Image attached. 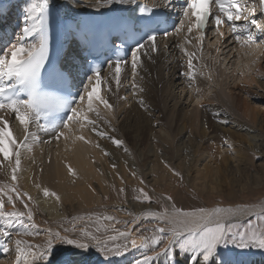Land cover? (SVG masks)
I'll list each match as a JSON object with an SVG mask.
<instances>
[{"label": "bare ground", "instance_id": "1", "mask_svg": "<svg viewBox=\"0 0 264 264\" xmlns=\"http://www.w3.org/2000/svg\"><path fill=\"white\" fill-rule=\"evenodd\" d=\"M25 1L28 2L30 0H7L6 4L8 5L6 6V4H4L3 7H0V11L5 13L7 10L11 11L12 8V12L16 11L17 14H20V16L22 15L23 23H25L24 10L26 5H28V3H25ZM52 1H55L53 5L57 8L53 5L51 6L48 2L49 9H51V7L54 8L59 19L61 20L76 18L80 14H91L95 12L101 13L105 12L106 10L120 12L125 10L130 4H113L107 8L96 10L93 7V5L96 3V0H88L89 7L79 6L77 2L75 5H73L72 0ZM5 8H9L10 10H6ZM255 11L257 12V15H259L258 12L261 10ZM254 15L255 14L251 16L253 17ZM250 21L251 18L248 16L247 22L250 23ZM29 27H31V25ZM256 31L258 32V30L255 29V32ZM18 34L19 36H22V29ZM178 36L181 37L179 44L177 41L169 38L164 40V42H160L162 46H157L158 51H148L147 55H141L142 65L137 70L138 74L135 76V78L133 77L132 71V74H130L132 75V84L133 80L135 79V82L138 86L142 87L143 89L148 88V90L144 89L143 92H139L137 90V95L133 96L132 85L124 87V91L130 92L131 96L134 97V104L131 106V109L125 106L124 102H119L122 94L120 93L117 95L115 91V89H117V84L113 79L114 74L109 71V68L103 72L104 76H106L103 92L106 94V98L104 99H106L113 106L111 113H109V111L105 109L102 104H97L95 101L93 102V108H95L100 113V116L97 117L95 112H89L87 93L84 92L86 103L82 102L83 107L82 110H80L82 113L81 120H83V115H87L90 120L95 121L97 131H103L106 133L103 138L95 134L91 125L81 128L80 124L73 123L70 126V129L62 130L66 135H68L69 138L67 140L62 137L59 141L53 140V142L50 141L48 144L45 142L48 140L34 138L37 137V131L34 129L33 125L30 124L29 132L31 135L28 137L27 143L25 144H28L29 146L22 147L20 149V166L19 171L16 173L18 179L15 184L11 179L12 168L15 167V157H11L10 161H5L3 157L0 156V187L6 191H4V194H8L7 190L14 186L16 192L9 191L10 194L20 193L22 195L23 201L28 203L29 208L32 210L33 217L36 211H43L46 220H49V222L47 221L49 225H47L48 223L46 224L47 227L56 226L62 229L64 225H66L64 222L65 219L63 221L61 217L63 214L68 216L69 213H72L73 215L81 213L79 215H82V219L86 218V224L82 223L80 226L84 225L88 232L97 236L101 242H106L108 247H115L118 245L122 246L125 244V242H127L129 237L130 240L137 239L138 247L135 249L132 248L135 253L134 255L131 254L132 256H129L131 259L136 257L137 259H140V257L143 255H150L154 257L157 252H162L168 243L167 239H164L159 244V246L153 250L150 243V238L155 235L154 229L157 227H165L167 229V221H165V223H159V221L155 220L151 216L145 218L141 215L142 213L148 211L160 212L162 210H160L157 206H139L134 204L133 200L127 198V201H130L129 203L126 202L124 205V203L121 204L119 201L114 202V204L118 206V210L107 212L106 210L102 209V204L104 203L105 198L110 195L111 189L109 186L114 185L117 188H125V191H127V187H129V185L134 183L139 185L141 184V179H139L140 173H143V176L152 174L154 176V174H158L156 175L157 179H154V181L152 180V186L157 183H162L160 181L163 179L161 178V176L164 174L163 170L172 167L173 164L170 160L174 158L175 161H177V168H180L182 171L184 168L183 166H185L186 168L184 171H186V174H189L193 177L192 181L194 183L196 180H198L201 181L200 183L204 184V188L202 189H207L205 187V185H207V187L209 186V190H215L217 185L215 188L210 187L215 179H226V177H230V174L232 175L236 174V172L238 173V167L243 165L246 159L247 149L245 146H248V150L251 151H254V149L258 148L261 152V150L264 149V134H262V131H264V118H262L264 117V113L259 107L254 105V103L264 104V48L261 49L260 54L258 53L260 56L257 55L258 60L254 63L255 68L252 74H245L244 71L240 73V75L236 74L237 76L233 81V85L228 88V95L225 96V98L227 97V100H224L225 98L223 96L221 97L217 93L212 97L207 98L205 96L203 87L208 82H206L202 76H200V73L198 75L199 71L197 70L198 66L199 68L203 69V67L198 65L200 62L199 60H202L203 56L198 57L196 37L194 34H182L181 32H179ZM23 40L27 41L26 44L37 43L38 37L36 33H30L29 36ZM262 41L264 44V31L262 32ZM187 46L190 47V51L187 50ZM205 47L208 49L207 52L209 50L211 53L214 52L210 46ZM228 47H230V44L225 45L224 48ZM252 48L253 47H251V49ZM240 50H236V57L240 58V62L244 61L247 64L250 62L251 64L252 60H254L252 59V51H248V49L247 51L245 49L242 51ZM143 51L144 50H142V53ZM6 52L8 51L6 50ZM185 52H187V56L185 55ZM224 52H226L225 54L229 55V57L232 56V49L231 53L225 50L222 52V54H224ZM178 53H182L187 57V67L182 72L188 70L189 56L193 57V66L196 71L195 83L192 84V87H195V89L192 88V91L188 90L190 95H187V90L183 91L184 86L180 90L181 93L183 92L185 94L183 100H186V98L190 97L189 102L195 101L193 104L194 106L189 103L191 106H193L189 110L188 108L185 109L182 106L183 103H179L181 98L177 97V94H175V91H173L174 88H172L175 83H178L179 79L177 75L180 74L182 69L181 62H178ZM226 57L227 56H224L225 59H228ZM129 62L126 65H128ZM209 62L210 61L206 60V63H204L207 66ZM126 65L122 66V79H125L127 75ZM240 66L241 64L237 65L236 67L239 68ZM230 67L231 66H229L228 69H230ZM232 69L234 68L231 67L230 71L236 73V69ZM151 71L154 72V75L151 74ZM230 71H228V73H230ZM165 73L167 74L166 78L165 76L163 77ZM233 73V76L231 75L232 77L235 76ZM237 73L239 72L237 71ZM183 84L184 83H181L179 87ZM185 86H188L187 82ZM197 89L200 91L197 92ZM195 98L196 100H194ZM139 99L144 100L143 106L138 103ZM155 99H159L158 101L162 103L166 109L165 118L163 115L155 116L154 112H152L154 111L153 109L151 110V107H154L152 102ZM170 103H172V106ZM147 105L150 106L149 110L146 109L148 108ZM224 106L229 108L231 114H228L226 110H224ZM76 107L79 109V105ZM1 111H6L0 116L9 122L11 131L13 132L17 141L23 142L25 134L22 126L18 121L15 120L14 114L7 110ZM122 117L123 121H121L122 123L119 121L121 124L117 127L118 124L116 121ZM127 120H131L135 123L134 134L136 136L133 141V149L127 148L129 151L125 152L126 154H124V146L117 147L113 145L109 137L117 138L125 142L124 128L125 122ZM165 120L167 121L166 123ZM113 124L115 125L113 126ZM77 135H83L87 140L91 141V143L85 144L82 141L75 140ZM52 137L53 135L48 136L49 139ZM144 137L146 140H144ZM225 140L228 141V144L224 143ZM144 142L146 144L144 149L147 151L145 152L143 149V153L142 150H138V148L143 146ZM97 143L100 145L99 148L96 147ZM243 144H245V146ZM229 145H231V147H229ZM118 148L123 149L120 151ZM184 150L187 151V154L185 155L183 154ZM104 151L109 154L105 156L103 154ZM260 152L259 155L264 156V154ZM197 157L200 158L197 159ZM47 158L51 159L47 161ZM96 161H100V164L103 166V173L98 171L100 166L98 163L95 164ZM198 163H200V165ZM170 164H172L171 167H168ZM234 164L235 166H233ZM40 165L42 166L41 170L39 169ZM66 165H70L75 170V176L69 175ZM113 165H115V168H113ZM188 167H190V169ZM105 173H107V176ZM133 173H135V176H133ZM188 177L190 179V176ZM257 181L259 182L260 180ZM94 182H96V185H98L97 189L94 186ZM37 185H39V187H37ZM45 188L50 192L57 194L60 197V201L57 202L55 197H45L43 194V190ZM93 189L95 191H93ZM3 190L0 192H3ZM219 190L221 191V189ZM222 191L224 190L222 189ZM227 191H230L229 193H231L233 188L230 186V188H227ZM24 193H27L28 196H31V201L28 200L27 196L23 195ZM11 195L12 197L14 196L13 194ZM1 196L3 195L1 194ZM14 197L13 199L15 200ZM7 199L5 198V200ZM262 199V201L256 204L227 206L217 204L218 206H213L212 208L205 207L203 209L212 210L217 207L222 209L238 208L240 210L238 215H221L217 218L221 222L228 224L229 222L232 223L242 221L243 218L264 211V196ZM18 203L19 200L16 201L15 209L18 207L20 212H26L27 209L24 208V203H21L22 209L20 208V205L17 206ZM7 204L8 203L6 202L5 209L8 211L10 206L7 208ZM60 205L62 211L59 209ZM199 207L200 206H182L181 208L177 206L176 208L185 212H190L200 209ZM34 209H36V211H34ZM16 210L18 211V209ZM61 212L63 213L62 215ZM105 216L111 217L112 219L105 220L103 219ZM35 222H37V220L34 221V223ZM104 222H109L110 225H106ZM37 224H35L36 228L28 229L30 232L38 233L37 235H24L23 232L25 230L23 228L19 230L17 227L7 228L4 225L1 226L0 230H6L10 232V236H12L11 241L14 243L11 247V253L9 252V254L12 255V258L10 256L11 263L9 264H15L16 240L19 239L24 241L27 245L33 244L34 246L40 247L45 245L47 239L45 235L40 234V232L42 233L44 230L38 232L39 227H37ZM144 224H147V226L143 228L145 229L144 231H141L140 234L134 232L136 225L139 228V226ZM18 231L21 233L20 235H17ZM127 231L131 233L130 236L127 238L120 236V232L127 233ZM105 233H108V235L102 237V235ZM0 237L2 241H4V237L2 235H0ZM112 237H115V239H112ZM140 237L149 238V244L147 246L140 247ZM5 242L7 243L6 240L4 241V244ZM32 250H36L35 247ZM1 254L5 256L4 252ZM92 255H94V257L98 256L97 258H99L100 254L93 250ZM113 257H110L111 260ZM113 259L115 260L116 257ZM123 259L124 256H121L117 257L115 262L114 260L112 261L114 263L117 262L116 264H122L123 262L121 263V261ZM99 263L106 264V262L102 259L99 261ZM179 263L180 262L176 261V264ZM0 264L6 263L1 261ZM151 264L165 263L162 261V259L156 258L151 262Z\"/></svg>", "mask_w": 264, "mask_h": 264}, {"label": "snow or ice", "instance_id": "2", "mask_svg": "<svg viewBox=\"0 0 264 264\" xmlns=\"http://www.w3.org/2000/svg\"><path fill=\"white\" fill-rule=\"evenodd\" d=\"M134 0H96L93 7L96 10L107 8L113 4L133 3ZM76 0H72V4L75 5ZM215 4L219 10L220 15H214L211 11V5ZM163 6L165 8L171 6V0H163ZM260 7L264 9V0H260ZM48 0H30V3L25 8V27L22 29V36H18L17 43L11 45L8 52L0 55V110H7L14 114L15 120L22 126L25 138L23 142L17 141L13 132L11 131L10 124L2 116H0V156L5 161H10L11 157H15V167L12 168V181H17L16 173L19 171L20 166V149L25 146L28 137L31 135L29 132V126L33 121H36L44 131H51L54 133L53 139L59 141L62 137L68 139V135L65 134L63 129H70L73 123L80 124L81 128L88 125L92 126V130L95 134L103 138L106 133L103 131H97L96 122L90 120L87 115H83L75 106L79 102L85 100V96L81 93L78 96V100L71 99L63 103H57L50 95L46 94L42 90V76L41 72L45 69L46 62L49 60V45L48 36L44 28L45 21L48 14ZM138 12L141 16H146L152 12L151 9L146 6H139ZM184 17L189 21L190 26L188 32L191 33L195 28L199 33L198 41L202 49V42L205 40V29L207 25L214 21L216 25V31L223 37V33L220 32V26L224 23H228L232 32L235 34L237 42L243 40L242 46H251L256 43L255 36L249 31V23L238 25L236 22L242 18V10L238 0H186V6L184 7ZM211 18V19H210ZM247 19V17H244ZM150 23H156L155 28H150L145 36L141 37L137 41L136 45L130 50V63L133 72V77L138 74V68L142 65L141 55H147L148 51L156 52L157 38L161 34L165 38L168 36V31L161 30L159 28V22L152 21L149 18ZM31 22V27L28 26ZM250 24H254L259 29L260 26L257 21L251 20ZM183 22L180 27H177L175 31L179 33L182 30ZM39 32V42L25 44L23 39L27 38L30 33ZM119 45H117V49ZM142 50L143 53H142ZM183 50V49H182ZM10 53V55H9ZM187 56V52H185ZM129 62L128 57H116L115 59H109L108 68L113 73V79L116 84L119 85L122 74V65H126ZM90 72L91 74H88ZM102 69L100 67H90L86 75V81L83 83V91L87 93V102L89 112H95L99 117L100 113L93 108V102L102 104L105 109L112 112L113 106L100 95L102 78ZM187 77L189 86L195 83L196 71L193 66V57H188V70L182 73ZM91 85V87H90ZM133 96L137 95V90L143 92L144 89L137 85L135 79L133 80ZM200 90L197 89V92ZM71 95V94H69ZM138 103L144 105V100L139 99ZM66 112V119L62 120L61 124L54 122H48L44 125H40V120L48 121L49 117L53 113ZM218 115V113H217ZM38 139L37 137H34ZM113 145L120 147L123 141L109 137ZM75 140L82 141L85 144L91 143L83 135H77ZM46 143L50 141H45ZM228 144V141H224ZM96 147L100 145L97 143ZM231 147V145H229ZM31 150V149H29ZM126 152L127 148L124 149ZM107 156L109 153L104 151ZM167 166V165H166ZM69 175L75 176V170L66 165ZM115 168V165H113ZM174 176H182L174 169H170ZM135 176V173H133ZM143 184V180L140 181ZM39 187V185H37ZM11 192H16L13 186L9 189ZM93 191H95L93 189ZM134 192H138L136 199L140 203H151V197L144 189H134ZM120 193H124L125 189H119ZM45 197H55L56 201H60V197L54 192H50L48 189L43 190ZM31 201V196L27 193L23 194ZM19 200L24 203L26 212L20 211H5V202L0 199V224H3L7 228L17 227L23 228L24 235H37L38 233L30 232L28 229L36 228L34 223L33 212L29 208L28 203H25L20 193H16L15 200L11 195L8 196L7 203L12 205L15 209L16 201ZM163 200L171 202L170 196H164ZM162 211L160 212H144L141 215L145 218L151 216L159 223H165L167 221L168 227H157L154 229L155 235L150 238V243L153 250L159 246V244L167 239L168 243L162 252H157L153 256H144L142 259H138L135 264H151V262L164 255L170 264H176L175 255L173 253L174 247H179L182 252L187 249L191 252V257L188 264H211L214 257L218 255L217 250L220 248L231 251L232 249L239 250L240 254H244L249 250H259L264 252V226L258 230L254 229L251 223L248 224L246 230H239L237 225L225 224L217 218L221 215H238L240 210L233 208H214L212 210H205L203 208L196 209L194 211L185 212L171 204V207L161 204ZM105 220L112 219L111 217H103ZM264 219V217H262ZM236 228V231L233 229ZM78 233V234H77ZM21 233L18 231L17 235ZM0 235L4 237L10 236L9 231H2ZM130 232H120V236L128 237ZM48 239L43 247L27 245L24 241L16 240V258L15 264H91L89 257L94 249L96 253L103 256V260L106 264H110V257L124 256L129 250L128 244L122 246L108 247L106 242H101L100 239L88 232L87 229L75 228V225L71 230L65 229L64 234L59 231L47 232ZM115 239V237H112ZM140 247L147 246L149 244V238L140 237ZM131 247L133 249L138 247L137 239L131 240ZM59 246V247H57ZM35 247L36 250H32ZM3 252L8 253L10 251L7 244L3 246ZM58 256H64L63 259H58ZM232 264H240L238 261H233Z\"/></svg>", "mask_w": 264, "mask_h": 264}, {"label": "rangeland", "instance_id": "3", "mask_svg": "<svg viewBox=\"0 0 264 264\" xmlns=\"http://www.w3.org/2000/svg\"><path fill=\"white\" fill-rule=\"evenodd\" d=\"M6 1L7 0H1L0 1V5L2 3H5ZM48 2H49L50 5H53V3H55V1H52V0H48ZM76 2L79 4V6L89 7L88 6V4H89L88 3L89 2L88 0H76ZM28 3H30V1H28ZM256 3L257 2H253L252 5L250 6V9L253 6H255ZM7 5L8 4H6V6ZM2 7H3V5H2ZM54 7H56V6H54ZM58 10H59V8H58ZM255 10H258V9H254L253 10V14H256L257 13ZM11 12H12V10H11ZM22 24L23 25H22L21 29H23L25 27V23H23V20H22ZM257 24H259L260 27H264V14H262L259 17H257ZM30 25H31V23L28 24V26H30ZM177 38H179V40L177 39V40H174V41H177L178 44H179L180 41H181V37L180 36H177ZM230 47H228L229 49H226V51H229L230 53H231V49H232V54H231L232 56H230V57H229V55L225 54L226 52H224L223 55H216V54L213 55V53H209L210 50L207 52L208 49H206V51H205L206 54H204L203 57L201 56L203 58L202 59L203 61L202 60H199L200 62H199L198 65H200V67H203V69L199 68V66H198L197 67V70L199 72L198 71L197 72H198V75L200 73V76H202V78L206 82H208L207 83L208 85L206 84L203 87V90L205 91V96L207 98L212 97L216 93L219 94L221 97L223 96L225 98V96L228 95V88H230L233 85V81H234L235 77L238 74L240 75V73H242L243 71H244L245 74H248V75L252 74V72L254 71V68H255L254 63H255V61L258 60L257 59V55H258V53L259 54L261 53V47L262 46L260 44H256V47H253L252 48L253 50L252 49L251 50L248 49V51H252V54H253L252 59H254V60H252L251 64H250V62L248 63L249 65L247 63H245L244 61L243 62H240V60H239L240 58H237L236 57L237 55L235 53L236 52L235 48H233V47L230 48ZM8 49H7V51H8ZM187 50L190 51V47L187 46ZM237 50H240V49H237ZM242 50L243 49H241V51ZM180 55H181V53H178L177 54L178 59H179ZM224 56H227L226 58H228V59H225ZM258 56H260V55H258ZM204 59H205V61H204ZM235 59L238 60V61H236ZM185 60L186 59H185V57L183 55L181 57V62L183 63V65L181 63V67L182 68H184L183 66L186 65L185 62H184ZM206 60L207 61H210L207 64V66L205 64L206 63ZM178 62H180V61L178 60ZM242 63H243V65H242ZM227 64H228V66H227ZM240 64H241V66L239 68L236 67L237 65H240ZM229 66H231L232 68H234L232 70H235L236 69V73H233V71L231 72L230 71L231 70V67H230V69H228ZM186 67H187V65H186ZM185 68L183 70H181V72H180L181 75L180 74L177 75L179 81H178V83H175L172 88H174L173 91H175V94H177V97L181 98L179 100V103L180 104L183 103L182 106L185 109L188 108V110H189V109H191L194 106L193 104H194L195 101L189 102L190 97L186 98V100H183L185 94L183 92L181 93L180 90L184 86L183 91L187 90V95L189 96L190 94H189L188 90L192 91L193 89H195V87H192V86L190 87L188 80L186 81L187 77H185V75H182V73H183L182 71H184ZM237 68H238V70H237ZM128 69H130V70H128ZM126 70H127V75H126L125 79L128 77L129 80H125V79L120 78V83H119V85H117V89H115V91H116L117 95H119L120 93L122 94L121 95V98H120L121 100L119 99V102H121V101L124 102L125 106H127L129 109H131V106L134 104V97L131 96L130 92L124 91V87L125 86L132 85V78H131L132 77V75H131L132 74V72H131L132 71V68L131 67L130 68L129 67H126ZM228 71H230L231 74L228 73ZM237 71L239 73H237ZM185 72H187V70ZM232 73L235 74L234 77H232L233 76ZM151 74L154 75V72L151 71ZM164 76L166 78L167 77V74L165 73L163 75V77ZM219 76H221V77H219ZM105 80H106V76H103V78H102V84H101V90H100V95L103 98H106V96H105L106 94L103 92L104 91V87H105ZM186 82L188 84L187 87L185 86L186 85ZM181 83H184V84L179 87V85ZM209 87H210V89H209ZM144 89L145 90H148V88H144ZM194 92H195V90H194ZM83 94H85V93H83ZM226 98L224 100H227ZM158 100L159 99L153 100L152 105L154 107H151V110L152 109L154 110L152 112H154V115L155 116H162L163 115V117L165 118L166 109L164 108V106L162 105V103H160ZM182 100H183V102H182ZM194 100H196V98ZM83 102L86 103V99ZM189 103L191 105H193V106H191ZM171 104L172 103H170V105ZM78 105H79V110H82L83 103L82 104L80 103ZM254 105H256L257 107H259L263 111V113H264V109H263L264 108V104H259V103L256 104V103H254ZM147 106H148V108H146V109L149 110L150 106L149 105H147ZM224 110H226V112L228 114H231V111L229 110L228 107L224 106ZM5 112L6 111H1L0 110V115L4 114ZM263 116H264V114H263ZM262 118H264V117H262ZM119 119L116 121L117 124H118L117 127L122 123L121 121H123V117L121 118L122 120L121 119L119 120ZM119 121L121 123H119ZM230 121H232V120H230ZM166 122L167 121L165 120V123ZM115 124H113V126ZM134 127H135V123L133 121L127 120L125 122V128H124V130H125L124 141L125 142H123V145H122V146H124V148H128V149L132 148L133 149V143H134L133 141H134V138L136 136L134 134ZM262 134H264V131H262ZM144 140H146L145 137H144ZM145 145L146 144L144 142V145L143 146H140L138 148V150L139 149L142 150L143 153H144V151L146 152L147 150L144 149V146ZM243 145L245 146V144H243ZM26 146H29V145L27 144L24 147H26ZM245 147L247 149L246 159H245V162L243 163V165H240L238 167L239 168L238 173L236 172V174H232V175L230 174V177L228 176V177H226V179H222V178L215 179L216 181L217 180L218 181L216 182L214 180L212 182V184L210 185V187L211 188L212 187L215 188V186L217 185V187L215 189L216 191L214 189L213 190H209V188H208L209 186L207 187V185H205V187L207 189H202V188H204V184L200 183L201 181L196 180L198 182L195 181V183H194L192 181L193 177L191 175H189V174H186V171H184V169L186 167L183 166L184 168L181 171L180 168H177V165H176L177 164L176 163L177 161H175L174 158H172V159L170 158L171 159L170 161H171V163L173 165L170 164L168 167H171V165H172L171 168H168V169L166 168V169L163 170L164 171V174L162 176H164V177L161 176V178H163V179H162V181H160L162 183H159V184L157 183V184H154L152 186V184H151L152 183V180L154 181V179H157L156 175H158V174H156V175L154 174V176H153V174L152 175H144L143 176L142 175L143 173H140L139 179L143 180V184H140V185L137 184V183L131 184V185H129V187H127V191H125L124 193H120L119 192V189H121V188H117L114 185H110L109 186L110 189H111L110 195H108L107 198H105V201L102 204L103 205L102 206V209L106 210L107 212H112V211L118 210V208H117L118 206H116V204H114V202L119 201V202H121V204L124 203V205H125L126 202H128V203L130 202V201H127V198L133 200L134 204H137L139 206H141V205L157 206L160 210H162L161 204H163L165 206H168V207H171V204H174L175 207L178 206V207H181V208H182V206L183 207L184 206H190V207L191 206H194V207L200 206L199 208H201V207L202 208H205V207L212 208L213 206H218L217 204H221L222 206H227V205H242V204H256V203L262 201L263 200L262 197L264 196V179H263L264 178V166H263L264 165V156H260L259 155L260 149H258V148L254 149V151H251V150H248V146H245ZM121 149H123V148H118V150L122 151ZM143 149H144V151H143ZM125 152L126 151L124 150V154H126ZM260 153H263L264 154V149L261 150ZM183 154L184 155L187 154V151L184 150L183 151ZM211 154H212V151H211ZM181 158H182V155H181ZM199 158L200 157H197V159H199ZM49 159H51V158H47V161H49ZM96 163H98V165L100 166L99 169H98V171L100 173H103L104 172V169H103V166L100 164V161H96L95 164ZM198 164L200 165V163H198ZM233 166H235V164ZM39 167H40L39 169L41 170L42 169V166L40 165ZM188 168L190 169V167H188ZM170 169H174L176 172L180 173L183 179L181 180L180 177L174 176L172 174V171ZM241 170H242V172H241ZM105 175L107 176V173H105ZM188 176H190V179H189ZM262 176H263V178H262ZM231 178H233V179H231ZM227 180H228V182H227ZM257 180H260V181L258 182ZM94 183H95L94 186L97 189L98 188V185H96L97 184L96 182H94ZM230 186L233 188V191L231 193H229L230 191H227V188H230ZM241 187H243V188H241ZM141 188L144 189V191H146L148 193V195L151 197V201H152L151 203H140V202H138V200L136 199V197L138 196L139 193L138 192H134L133 190L134 189H137L138 190V189H141ZM219 189H221V191ZM222 189L225 192L222 191ZM2 190L3 189L0 187V191H2ZM4 191L5 190H3V192H0V197H1L0 199H3L4 198L3 200H4L5 204H6L7 200H5V198L7 199L9 195H11V194L14 195L15 193H11L10 194L9 190H7L8 191V194L7 193L4 194ZM1 194L3 196H1ZM164 196H170L172 198L171 202H169L167 200H163V197ZM168 203H169V205H168ZM19 205L21 206L20 208L22 209L21 201H19V203H18L17 206H19ZM9 206H10L11 209L9 208ZM6 207L9 208V210H8L9 212L10 211H13V210L17 211L16 209H18V211L20 210L18 207L16 209H13V207L11 205H8V204L6 205ZM59 209L60 210L62 209L61 208V205L59 206ZM5 211H7V210L5 209ZM34 211H36V209H34ZM35 214H34V219H35L34 221L37 220V222H35V224L38 223L37 224V227H39L38 228L39 229L38 232H40L41 230H44L42 233L40 232V234L45 235L46 239H48L46 233L49 230L52 231V232L59 231L61 234H64V230L65 229L71 230L74 225H75V228L77 230L82 229V228L83 229L86 228L84 225L83 226H80V224L82 225V223L86 224V222H85L86 218H83L82 219V215H79L81 213H77L75 215H73L72 213H69L68 216H65L61 212V215L63 214L61 217H62L63 221L65 219L64 222L66 224V225H64V227L62 229L60 227H56V226H54V227H49L48 226L47 227L46 224L49 222V220H46V218H45V216L43 214V211L42 212L41 211H38V212L36 211ZM262 217H264V211L259 212V213L255 214V215L253 214V215H251L249 217L243 218L242 221L232 222V223L229 222L228 224L237 225L238 228H239V230L243 231V230H246L248 224L251 223L253 225L254 229H257L258 230L260 227L264 226V219H262ZM40 219H42V220H40ZM43 222H45V223H43ZM104 223H106V222H104ZM2 225L3 224H0V228H1ZM47 225H49V223ZM106 225H110V223L107 222ZM137 225L135 227L136 229L134 230V232L135 233L137 232L138 234H140L141 231H144L145 229H143V228L147 226V224L146 225L144 224L142 226H139V228H138ZM18 229L21 230L22 228H18ZM236 230H237L236 228L233 229V231H236ZM4 231H6V230H4ZM0 232H2V230H0ZM115 232H117V231H115ZM107 235H108V233H105V234L102 235V237H105ZM5 239L7 241V243L5 242V244H7V246L10 247L9 248L10 249L9 252L11 253V247L13 246L12 244H14L13 241H11L12 240V236L4 237V241H5ZM129 241H131L130 240V237L127 239V242H125V244H128L129 250L125 254L127 256L124 255V259L121 261V263L123 262L122 264H135V262L138 260L137 257L136 258H132V259H131V257H129V256L134 255V253H135V251L132 249V247H130L131 244H130ZM31 245L34 246L33 244H31ZM57 247H59V246H57ZM93 250H92V253H93ZM9 252H8V254L7 253H4L5 256L0 260V262L2 261L4 263H6V264L11 263L12 255H10ZM217 252H218V255L212 259L211 264H232L233 261H238V262H240V264H260V263L261 264H264V252L259 251V250H249V251H247L244 254H240L239 253V250H236V249H232L231 251H229V250L220 248V249L217 250ZM173 253L175 255L176 261L177 262H180L179 264H181V263L188 264V261H189V259L191 257V252L190 251H188L187 249H185L182 252V250L179 247H174L173 248ZM10 256H11V258H10ZM100 256L101 255H99V258H97L98 256L97 257H94V255L91 254V256L89 257V259L91 261V264H102V263H99V261L101 259L103 260V256H101V257ZM148 256H150V255H148ZM143 257H144V255L142 257H140V259H142ZM57 258L58 259H63L64 256H58ZM113 258H112V260H114ZM157 258L158 259H162V261H164L165 264H170V262L167 260V258L164 255H160ZM116 259H117V257H116ZM116 259L114 260V262L116 261ZM110 260H111V258H110ZM112 260H111V264L114 263ZM116 263H114V264H116ZM39 264H43V262H39Z\"/></svg>", "mask_w": 264, "mask_h": 264}]
</instances>
